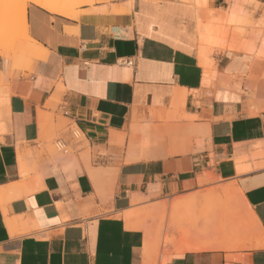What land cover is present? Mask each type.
I'll return each mask as SVG.
<instances>
[{"label": "crops", "instance_id": "0c3cea01", "mask_svg": "<svg viewBox=\"0 0 264 264\" xmlns=\"http://www.w3.org/2000/svg\"><path fill=\"white\" fill-rule=\"evenodd\" d=\"M112 5L120 14L98 4L72 20L30 4V56L0 55V264H264V103L245 96L264 62L199 37L200 24H220L251 39L242 24L264 23V0ZM213 68L232 88L211 87ZM60 112L88 152H41V126ZM208 173L235 183L259 236L227 221L204 240L225 249L178 253L187 241L161 234L156 246L154 220L147 233L126 229L132 198L169 206L202 191Z\"/></svg>", "mask_w": 264, "mask_h": 264}, {"label": "rangeland", "instance_id": "374dc122", "mask_svg": "<svg viewBox=\"0 0 264 264\" xmlns=\"http://www.w3.org/2000/svg\"><path fill=\"white\" fill-rule=\"evenodd\" d=\"M22 1L23 0H15V2L12 4L0 2V16L5 17L6 15L5 17V21H7V24L5 22L6 26L8 28L12 27L11 31L8 32L7 34H4V33L0 34V46L4 50L9 51L12 54V57H14L15 55L16 60L19 58L20 54H28L30 56V52L32 51V49L28 48L22 52V48H24L25 45H28L27 42L34 44L28 36L27 23L24 22V20H22L21 16L19 15V10L21 6H23V4H27V8H28V5H30L31 3L28 2V0H25L26 3L25 1L23 2ZM114 1L115 0H95V1L90 2V0L88 1L85 0L84 4L85 2H87V4L82 5V3H80L81 6L79 5V7L75 10V12L78 13V19H79L83 15H87L90 13H97L98 9H95L94 6L100 4V5L106 6V8H103V14L118 15L120 14V11H119L120 6L112 5ZM89 3L90 5H88ZM84 6H88L90 9L86 11H82L81 8ZM226 11L220 10L219 12L221 13V15H225ZM212 22H213V19L211 18L209 23H212ZM242 25L243 27L250 28L249 32H251L250 34L252 36L251 39L244 40L243 36L244 35L246 36L249 34L248 33L244 34V32H242L241 29L232 30L233 33H231L228 37L227 31L224 25L218 24L217 26H215L214 31H213L215 38H217L218 41L221 40L222 42L221 44L222 48H219V49L216 48L215 50H230V51H235V52L251 53V54H254L257 60H261L264 62V54L262 53L264 51V44H263L264 23L259 25L258 23L253 24L251 21H246ZM218 36L220 37L218 38ZM258 37H261L260 44H259V40H257ZM258 45H260L259 48H257ZM213 72L215 73L216 77L214 78L211 87L218 86L223 89L232 88L231 86L232 77L218 75L214 68H213ZM248 79L249 81H251V85H249L245 93V96L247 97L246 104L264 103V93L258 94L257 96H253L251 94L252 88L255 89L256 87H258V85H262L259 83V81L261 83H264V73H262L260 77L258 78L254 75H250ZM234 89H237L240 92V85L239 84L236 85ZM224 93L227 94V91L225 90ZM77 133H78V128L74 125L73 122L64 120L62 118L61 112L57 116L50 115V118L46 122H44V124H42L41 126V135H40V140L42 143L41 152L45 153L44 155L48 157H50L49 151L51 154H55L57 152L56 149L59 151L58 154L67 153V155L72 154V153L74 155H77L84 148H86L88 152V146H87L88 144L86 142H85L86 144L84 143L77 144L83 140L82 136H80L79 139L75 140L76 139L75 135ZM64 134L69 135V137L74 142L76 148H73V146L67 145L65 143L63 139ZM57 145L60 147H57ZM205 175H210V179L206 183L199 186L200 189H203V190L197 191V193H200L202 196L210 194L212 195V198L210 200H204V199L198 200L195 204L194 203L189 204V206H192V207H182L178 209L177 215L175 217V221L173 222H169L168 219L166 220L164 219L161 222L158 221V224H159L158 225L156 221V223H154L157 227L155 237H156V234L159 233V236L155 238L156 241L154 244L156 246H159V247L161 246L159 242L161 234L166 235L165 241L168 245L172 246L174 244H177L180 238V236L178 235L179 229H183L187 227V223L189 219L191 218V213H193L196 210L197 211L211 210L213 212H217V211L223 212V214L225 213L223 216L225 217V221H226L224 222V224H226L227 221L235 222V224H237L239 221L241 222L244 221L245 223L246 212L244 210V202L242 200H238L237 196L236 197L234 196L233 198L228 200V198L224 196L221 190V186H223L224 184H221V182L218 179L214 178L212 173H208ZM183 225H185V227H183ZM226 225H223L221 232L225 231ZM200 227H202V225H200ZM240 228H244V227H240ZM212 230L218 231L219 227L214 225L211 228H209V232H208L209 236H210L209 233ZM244 230L248 233V230L246 228H244ZM140 231H142L143 233L145 232L147 233L148 231L147 223H145V225L140 229ZM223 236L225 237L226 234H223ZM231 236L232 235H230V237ZM227 239H228L227 241L231 243V238H227ZM158 258H159V255L155 257V259H158Z\"/></svg>", "mask_w": 264, "mask_h": 264}, {"label": "bare ground", "instance_id": "6f19581e", "mask_svg": "<svg viewBox=\"0 0 264 264\" xmlns=\"http://www.w3.org/2000/svg\"><path fill=\"white\" fill-rule=\"evenodd\" d=\"M84 1L85 0L83 1L81 0H28V2H30L32 5L38 6L51 14H55V15L62 16L65 18H69V19L71 18L72 20H76L78 17V13H76L75 10L79 7V5L81 6L80 3H82V5L87 4V2H85L84 4ZM91 1H95V0H90V2ZM0 2L12 4L15 2V0H0ZM88 5H90V3ZM19 15L21 16L22 20L26 22L27 4H23V6H21L19 10ZM5 17L0 16V34L2 33L7 34L12 29V27L8 28L6 26L7 21H5ZM214 28L215 26H212V27L208 25L202 26L200 24L199 26L200 40L202 44H207L212 47H221L222 42L220 40L219 41L214 40L210 37L214 31ZM0 55L9 57L12 54L9 51L4 50L0 46ZM211 72L208 70V68L205 69L204 77L202 81L203 87L210 86V82L213 77ZM75 136H76L75 140L79 139L80 136L83 137L82 133L79 130ZM221 190L224 196L228 198V200L233 198L234 196L235 197L237 196L238 200L243 201L242 196L240 192L236 189L234 182H229V183L224 184L223 186H221ZM211 198H212V195L210 194L202 196L200 193H197L196 191V192L189 193L185 196H179L176 198L174 197L173 200L169 203V206H167V202H164V201L159 202V203H144V201L146 200L142 198H132L130 210H128L124 216L125 221H126V229L140 232V229L145 225V223H147L150 220H154L155 223L157 221V224H158V221L161 222L164 219L165 220L168 219L169 222H173L175 221V217L177 215L178 209L182 207H192V206H189V204H193V203L195 204L198 200H203V199L210 200ZM244 210L246 212L245 223L244 221L243 222L239 221L237 224H235V222L233 224L236 227H244L248 230V232L256 233L257 235V233L259 232H257L258 230L256 228L254 219L252 215L250 214L247 205L245 204H244ZM224 214L223 212H219V211L213 212L211 210H199V211L196 210L193 213H191V218L189 219L187 223V227L183 228L184 230L179 229V232H178V235L180 236V238L181 239L184 238L183 240L187 241V243L183 245V248L178 250V253L186 252V251H205V250H214V249H225V246L222 245L221 243H209V242L204 241L205 239H208L209 228H211L212 226L216 225L217 227H219L218 232L219 231L221 232L223 225H226L224 224V222H226L225 217L223 216ZM200 225H202V227H200ZM183 227H185V225H183ZM157 236H159V233L156 234V237Z\"/></svg>", "mask_w": 264, "mask_h": 264}]
</instances>
